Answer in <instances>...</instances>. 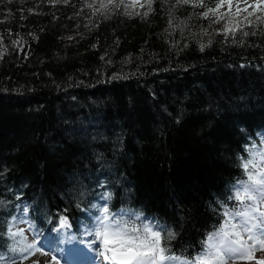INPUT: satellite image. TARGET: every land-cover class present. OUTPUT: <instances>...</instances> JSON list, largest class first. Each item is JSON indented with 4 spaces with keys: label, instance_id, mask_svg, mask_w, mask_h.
Here are the masks:
<instances>
[{
    "label": "trees",
    "instance_id": "16d2710c",
    "mask_svg": "<svg viewBox=\"0 0 264 264\" xmlns=\"http://www.w3.org/2000/svg\"><path fill=\"white\" fill-rule=\"evenodd\" d=\"M172 2L156 0L146 19H103L85 0H0V199L12 201L0 216L30 204L55 237L58 215L74 230L91 223L107 191L110 209L170 227L172 253L201 251L216 202L246 179L237 154L247 158L244 144L264 128V37L240 46L213 35L201 52L196 41L208 37L191 35L207 24L192 15L201 9H175L182 38L168 29ZM177 40L188 47L172 48Z\"/></svg>",
    "mask_w": 264,
    "mask_h": 264
},
{
    "label": "snow or ice",
    "instance_id": "6c2138e0",
    "mask_svg": "<svg viewBox=\"0 0 264 264\" xmlns=\"http://www.w3.org/2000/svg\"><path fill=\"white\" fill-rule=\"evenodd\" d=\"M11 2V0H9ZM53 6L57 4H69L70 0H48ZM170 0H161V3H169ZM156 0H85V6L92 10V15H99L103 19H109L113 15H123L129 18L141 17L146 19L155 11ZM178 6H191L200 8V12H194L197 19L207 21L206 26H201L199 33H192V37H208L206 42L197 39L199 50L211 47L213 35H221L225 42L229 39L232 43L243 46V38L249 36L264 37V0H214L212 3L206 0H173L169 9L168 29L173 32L179 29L183 38L184 29L188 27L187 21L178 20L174 11ZM226 7V11L221 9ZM31 12L32 9H29ZM242 19H238L241 14ZM255 18L254 20L252 18ZM192 16H189L190 20ZM226 21L223 27L209 32L214 25ZM98 26V25H97ZM166 29L165 31H168ZM248 29V30H245ZM239 33L240 39H237ZM38 39V37H33ZM73 40L74 37H67ZM186 39V38H185ZM20 40H13V45H20ZM172 48L180 51L188 47L185 42L180 47V41H174ZM22 50V49H21ZM7 54V47L0 37V61ZM103 60L104 57L101 56ZM128 57V62H131ZM108 63H111L109 60ZM126 76L113 74L110 79H126ZM177 118L176 123H179ZM95 138V137H94ZM250 139L245 143L242 153L237 154L238 167L243 169L246 179L236 180L228 189L222 200L216 202L218 219L216 226L206 234V239L201 241V251L196 255L185 257L171 252L170 242L175 238V233L170 227L159 222L153 223L147 219L143 212L120 208L119 212L110 209L113 199L111 192H104L100 199L103 204H93L96 210L91 227L84 225V235L90 239L81 241L84 254L91 255V264H264V256L257 257V252H264V135L259 140ZM98 159L103 154L97 155ZM103 187V184L99 185ZM15 200L22 201V194L17 193ZM12 201L0 199V205L6 206ZM34 209L30 204H13V208L5 216H0V264H42L36 257L43 256L48 259L44 264H73L70 256H66L64 250L58 245L44 239L43 231L35 223ZM66 211V210H65ZM124 219L139 222L143 225L148 238L137 240L135 237L121 233L119 247L114 246L112 224H118ZM58 227L54 230L71 239L69 230L73 228V222L66 214L57 216ZM133 231L139 232V227ZM7 249L12 255H5Z\"/></svg>",
    "mask_w": 264,
    "mask_h": 264
},
{
    "label": "rangeland",
    "instance_id": "374dc122",
    "mask_svg": "<svg viewBox=\"0 0 264 264\" xmlns=\"http://www.w3.org/2000/svg\"><path fill=\"white\" fill-rule=\"evenodd\" d=\"M226 10H227L226 7L221 9V11H226ZM241 15H244V14L242 13ZM92 224L88 225V226L91 227ZM85 230L86 229L84 228V225L81 226L78 229V232H73V231L69 230L71 236H75V239L73 240V239L70 238V236H66L65 235L64 236V245H66V249H67L66 256H70L72 261L82 264L85 260H87L88 264H91V259H92L91 255H86L80 250V249H84V243H82L81 241H85L86 242L87 240L90 239L89 237L84 235ZM44 239L49 241L50 237H48V236L46 237V235H44ZM255 255L257 257L264 256V252H257ZM36 259H39L42 262V264H44V262L48 258L38 255L36 257ZM24 264H31V261L30 260L29 261H25ZM251 264H255V262L252 261Z\"/></svg>",
    "mask_w": 264,
    "mask_h": 264
},
{
    "label": "clouds",
    "instance_id": "9594fccd",
    "mask_svg": "<svg viewBox=\"0 0 264 264\" xmlns=\"http://www.w3.org/2000/svg\"><path fill=\"white\" fill-rule=\"evenodd\" d=\"M134 227H139L140 231L139 232L133 231ZM111 230L112 233L114 234L113 240L115 242L114 243L115 247H119L120 243L122 242L120 239L121 233H125L129 236L135 237L137 240L140 239L146 240L148 238V234L144 231L143 225L137 223L133 224L132 221H126L124 219H122L118 224H112Z\"/></svg>",
    "mask_w": 264,
    "mask_h": 264
}]
</instances>
